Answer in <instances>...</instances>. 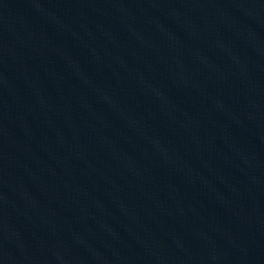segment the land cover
Segmentation results:
<instances>
[{
  "label": "water",
  "instance_id": "water-1",
  "mask_svg": "<svg viewBox=\"0 0 264 264\" xmlns=\"http://www.w3.org/2000/svg\"><path fill=\"white\" fill-rule=\"evenodd\" d=\"M0 264H264V0H0Z\"/></svg>",
  "mask_w": 264,
  "mask_h": 264
}]
</instances>
